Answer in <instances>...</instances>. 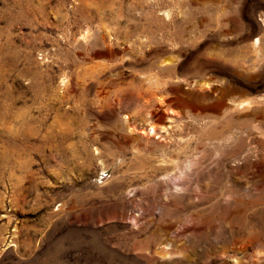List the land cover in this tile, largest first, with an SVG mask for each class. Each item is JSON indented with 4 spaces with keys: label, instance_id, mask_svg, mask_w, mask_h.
Here are the masks:
<instances>
[{
    "label": "rangeland",
    "instance_id": "374dc122",
    "mask_svg": "<svg viewBox=\"0 0 264 264\" xmlns=\"http://www.w3.org/2000/svg\"><path fill=\"white\" fill-rule=\"evenodd\" d=\"M263 111L264 0H0V264H264Z\"/></svg>",
    "mask_w": 264,
    "mask_h": 264
},
{
    "label": "bare ground",
    "instance_id": "6f19581e",
    "mask_svg": "<svg viewBox=\"0 0 264 264\" xmlns=\"http://www.w3.org/2000/svg\"><path fill=\"white\" fill-rule=\"evenodd\" d=\"M140 27V26H139ZM137 27L136 30H141V28ZM151 28V27H149ZM165 28V27H163ZM156 29V28H155ZM166 30V29H164ZM163 31V30H162ZM177 33V32H176ZM179 34V32H178ZM86 36V35H85ZM88 36V35H87ZM86 36V37H87ZM172 50V49H171ZM173 51V50H172ZM166 53V52H164ZM166 55V54H165ZM170 56V54L168 55ZM173 56V55H172ZM171 57V56H170ZM168 58V57H167ZM175 58V57H174ZM166 60V59H165ZM167 62L171 63V65H167L165 67H159V70L157 69L158 67L154 66L153 64L149 65V68L151 71L154 72V74L151 76V78L149 80H147L148 84L150 87L155 88L156 90L159 88L160 82L157 79L160 78V75L163 73H174V68H176V61L172 58L167 59ZM240 66V65H239ZM252 66V65H251ZM243 70V69H242ZM177 71V68H176ZM197 71V68H196ZM205 71V70H204ZM176 73V72H175ZM198 73V72H196ZM203 73V72H202ZM263 73V72H262ZM165 75V74H164ZM194 75V74H193ZM252 75V74H251ZM113 76V75H112ZM111 76V77H112ZM118 76V75H117ZM167 76V75H166ZM116 77V76H115ZM194 77V76H193ZM203 77V76H201ZM196 78V77H195ZM188 79V78H187ZM197 79V78H196ZM202 79V78H201ZM204 79V78H203ZM198 80V79H197ZM204 81V80H203ZM144 82H146L145 80H139L138 83L139 84H144ZM194 82V81H193ZM124 83L123 77L122 76H118V78L113 79V78H106V79H99L97 81V87L94 93V97H95V103L98 104L99 106L104 107L105 104L112 108L115 106H119V108L122 109H126L127 107H129V105H134L140 101H144L143 105H149L152 101L153 103H156L155 106L153 107H157V103L159 104V106H161L164 103V99H165V95L167 94L166 91V87L168 86V84H166L165 86L161 87L160 90L156 91V90H152V91H144L145 87L144 85H142L141 87H138L134 92H130V97L128 99L125 98L124 96V91L119 90L117 87ZM192 83V82H189ZM197 83V82H196ZM201 83V82H200ZM203 83V82H202ZM194 84V83H193ZM203 85V84H202ZM204 86V85H203ZM170 88V87H169ZM224 88V87H222ZM173 89V88H172ZM170 90V89H169ZM211 90V89H210ZM237 90V89H236ZM171 91V90H170ZM220 91V90H219ZM224 92V91H223ZM220 93V92H219ZM227 93V92H226ZM238 93V92H237ZM149 95L151 97L150 100L146 99V96ZM220 95V94H219ZM223 95V94H222ZM155 96V97H153ZM239 96V95H238ZM153 97V98H152ZM237 97V96H236ZM125 98V99H124ZM239 98V97H238ZM244 98V97H243ZM242 98V99H243ZM233 99V98H231ZM237 99V98H234ZM263 99V98H262ZM230 100V99H229ZM254 100V99H253ZM234 101V100H233ZM228 102V101H227ZM230 102V101H229ZM228 102V103H229ZM232 102V101H231ZM242 104H240V107L243 106L245 103V106H247L244 110L247 109V111L245 112L247 114V120H245V122L240 123L239 125H234L233 127L231 126L232 124H230L228 126L223 127L224 132L222 131L221 135H226L229 133V130L231 128L235 127V134L238 137L237 139V143H238V147H237V152L238 154L242 155L245 154L244 156L246 157H251L252 154H254V151L256 149L255 143H256V132L259 129V126L256 125L254 122L258 119V117H254L255 114L260 115L259 113L255 112L254 109L252 108L253 105V101L252 99L247 98L246 101L241 102ZM263 103V102H262ZM227 104V103H226ZM232 104V103H231ZM255 104V103H254ZM228 105V104H227ZM252 108V109H251ZM243 110V108H242ZM262 110V109H261ZM263 113H261V116L263 118ZM151 115L154 116L155 112H151ZM260 117V116H259ZM217 119V118H216ZM130 115H122V118L119 120V126H123L124 129L126 130V128L131 129L130 127ZM221 120V119H220ZM260 120V119H259ZM238 122V120H237ZM257 123V121H256ZM228 124V123H226ZM225 124V125H226ZM155 130V129H154ZM220 130V129H219ZM216 131V130H215ZM260 131V129H259ZM264 132V131H263ZM216 133V132H215ZM220 137L219 134H213L211 135L212 139H218ZM258 139V138H257ZM224 140L230 144L231 142L234 141V138H227L224 137ZM260 142V141H259ZM135 146V145H134ZM236 146V145H235ZM233 153V150H232ZM234 155V154H233ZM250 155V156H249ZM253 158V157H252ZM251 159V158H250ZM248 159L250 162L251 160ZM264 161V159H263ZM250 167L255 169V164L250 162ZM251 168V169H252ZM253 172V171H252ZM172 173L173 172H168L165 176L166 178H170L172 177ZM168 180V179H167ZM246 241V239H244ZM250 242V241H249ZM239 246V245H238ZM241 246V245H240ZM244 246V244H243ZM251 246V245H250ZM254 247V246H253ZM248 249V248H247ZM239 250V249H238ZM258 250V249H257ZM235 254V253H234ZM230 255V254H226V259L228 261H231L233 263H247V261L250 260H246V258H248L247 256H236V255ZM237 254V253H236ZM244 255V254H243ZM253 255V254H252ZM224 256V257H225ZM264 257V252L262 251H256L255 254L252 256L253 259H256L257 257ZM251 257V256H250ZM256 257V258H255Z\"/></svg>",
    "mask_w": 264,
    "mask_h": 264
}]
</instances>
